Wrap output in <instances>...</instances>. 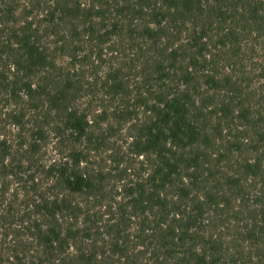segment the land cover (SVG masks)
I'll list each match as a JSON object with an SVG mask.
<instances>
[{
  "label": "trees",
  "instance_id": "trees-1",
  "mask_svg": "<svg viewBox=\"0 0 264 264\" xmlns=\"http://www.w3.org/2000/svg\"><path fill=\"white\" fill-rule=\"evenodd\" d=\"M0 264H264V0H0Z\"/></svg>",
  "mask_w": 264,
  "mask_h": 264
}]
</instances>
